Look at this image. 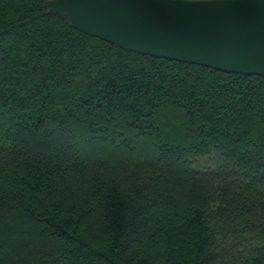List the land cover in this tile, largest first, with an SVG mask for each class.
I'll return each instance as SVG.
<instances>
[{"label":"trees","instance_id":"obj_1","mask_svg":"<svg viewBox=\"0 0 264 264\" xmlns=\"http://www.w3.org/2000/svg\"><path fill=\"white\" fill-rule=\"evenodd\" d=\"M0 0V264H264V76L143 55Z\"/></svg>","mask_w":264,"mask_h":264},{"label":"water","instance_id":"obj_2","mask_svg":"<svg viewBox=\"0 0 264 264\" xmlns=\"http://www.w3.org/2000/svg\"><path fill=\"white\" fill-rule=\"evenodd\" d=\"M79 31L143 55L264 76V0H48Z\"/></svg>","mask_w":264,"mask_h":264}]
</instances>
